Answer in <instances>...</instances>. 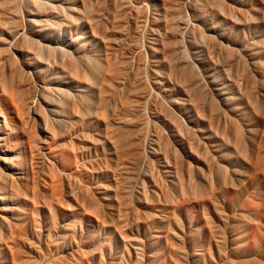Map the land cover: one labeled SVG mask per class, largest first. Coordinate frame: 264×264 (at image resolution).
Here are the masks:
<instances>
[{"label":"rangeland","instance_id":"1","mask_svg":"<svg viewBox=\"0 0 264 264\" xmlns=\"http://www.w3.org/2000/svg\"><path fill=\"white\" fill-rule=\"evenodd\" d=\"M0 264H264V0H0Z\"/></svg>","mask_w":264,"mask_h":264}]
</instances>
